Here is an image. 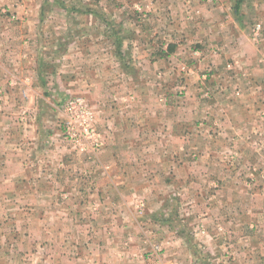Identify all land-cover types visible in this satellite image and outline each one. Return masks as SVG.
<instances>
[{"label": "crops", "instance_id": "obj_1", "mask_svg": "<svg viewBox=\"0 0 264 264\" xmlns=\"http://www.w3.org/2000/svg\"><path fill=\"white\" fill-rule=\"evenodd\" d=\"M54 1L56 5L52 0H0V92L13 98L0 104V224L15 218L13 223H20L25 208L45 209L40 215L44 231L28 236L45 240L46 264H154L145 254L148 258L152 251L151 238L164 234L170 246H163L162 264H170L166 254L187 240L180 233L172 244L169 231L175 234L177 227L161 212L162 223L155 220L154 212L168 207L157 197L156 182L161 177L169 193L181 192L191 187L194 163L178 150L171 159L164 149L151 156L140 152L148 146L149 134L157 149L166 139L178 144L180 123L173 119L170 125L148 112L117 41L100 32L94 12ZM5 54L12 59H2ZM23 90L27 98L17 101ZM69 95L85 97L95 114L103 145L94 156L68 151L58 112ZM4 111L18 118L10 119ZM255 139L257 186H238L235 203H224L235 208L233 215L208 217L220 224L219 239L208 229V252L221 255L227 249L235 255L223 264H264V136ZM165 160H172L171 167L161 162ZM176 179L184 182L183 188ZM172 245L177 249L171 250ZM33 250L22 249L13 264H41L42 254L30 258Z\"/></svg>", "mask_w": 264, "mask_h": 264}, {"label": "rangeland", "instance_id": "obj_2", "mask_svg": "<svg viewBox=\"0 0 264 264\" xmlns=\"http://www.w3.org/2000/svg\"><path fill=\"white\" fill-rule=\"evenodd\" d=\"M52 3L56 5L54 0ZM62 3L96 14L100 32L117 41L116 48L128 68L132 86L139 94L142 92L148 112L166 123L173 119L175 124L180 123L179 130L175 128L182 136L178 144L166 139L157 149L149 134L147 140L143 138L148 146L140 152L151 156L164 149L171 159V153L178 150L181 155L188 154L194 163L193 176L189 177L191 187L169 193L161 177L155 183L157 197L168 205L166 210L154 212L155 220L161 224L162 213L171 219V226L177 227L175 234L169 231L172 244L180 233L188 242L166 254V260L170 264H223L234 260L231 250L225 249L221 255L208 252V229L220 238V224L208 217L233 215L235 208L225 207L224 203H235L238 186L242 182L248 187L257 186L258 170H253L252 163L257 158L253 152L259 147L253 143L258 142L255 137L264 136V0H60V6ZM54 18L61 20L65 16ZM6 54L2 59H12ZM2 94L0 104L13 99L8 91ZM26 94L23 90L17 101L26 99ZM59 108L61 116L62 105ZM4 114L10 119L18 118L14 112ZM61 125L68 151L92 156L102 151L103 144L93 151L76 150ZM97 131L100 135L98 127ZM99 140L102 143L101 137ZM161 162L170 165L172 160ZM156 163L150 165L156 168ZM260 163L264 164L263 156ZM183 183L176 179L182 188ZM132 202L135 204V200ZM136 209L143 211L141 205ZM24 213L27 214L22 215L20 223H13L15 218L0 224V264H13L22 249L33 247L30 258L42 254L41 264H46L45 240L38 237L35 242L28 236L44 231L46 225L40 215L45 214V209L25 208ZM34 216L39 217L38 222L29 223L27 217ZM167 237L164 234L151 238L152 251L148 252L149 259L145 254L147 260L163 263L164 247L167 250L170 246ZM10 248L11 252L3 257L2 252ZM175 248L171 246V250ZM23 257L28 258L27 254Z\"/></svg>", "mask_w": 264, "mask_h": 264}, {"label": "built area", "instance_id": "obj_3", "mask_svg": "<svg viewBox=\"0 0 264 264\" xmlns=\"http://www.w3.org/2000/svg\"><path fill=\"white\" fill-rule=\"evenodd\" d=\"M61 111L64 134L72 147L80 152L100 147L96 117L85 97L69 95Z\"/></svg>", "mask_w": 264, "mask_h": 264}]
</instances>
